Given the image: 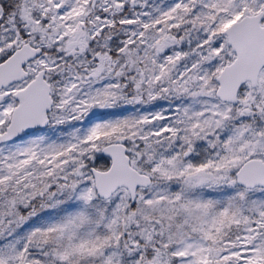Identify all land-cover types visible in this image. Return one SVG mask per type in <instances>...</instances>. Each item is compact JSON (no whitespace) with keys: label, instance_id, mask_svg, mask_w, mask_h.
<instances>
[{"label":"snow or ice","instance_id":"1","mask_svg":"<svg viewBox=\"0 0 264 264\" xmlns=\"http://www.w3.org/2000/svg\"><path fill=\"white\" fill-rule=\"evenodd\" d=\"M0 264H264V0H0Z\"/></svg>","mask_w":264,"mask_h":264}]
</instances>
